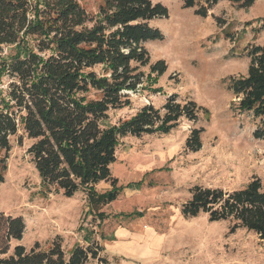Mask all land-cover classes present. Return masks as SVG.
I'll return each mask as SVG.
<instances>
[{
  "label": "rangeland",
  "instance_id": "rangeland-1",
  "mask_svg": "<svg viewBox=\"0 0 264 264\" xmlns=\"http://www.w3.org/2000/svg\"><path fill=\"white\" fill-rule=\"evenodd\" d=\"M77 1L91 14L100 3ZM152 1L166 6L168 17L152 20L163 38L145 47L150 64L163 60L166 71L157 76L149 65L143 67V83L126 92L130 105L110 110L105 125L117 124L143 105L160 108L172 93L201 107L197 120L182 118L166 135L120 139L110 169L122 191L101 208L108 215L101 222L84 191L66 197L41 183L27 153L32 140L19 127L10 138L0 184V210L20 216L25 225L11 249L15 244L29 249L37 242L45 250L56 241L66 253L78 244L104 259L84 264H264V240L257 234L244 228L231 233L230 222L209 221L203 212L194 217L180 213L194 185L231 191L255 177L264 183V139L253 137L256 124L249 115L231 108L229 90V77L246 74L247 46L264 43V0L250 7L221 1L207 17L183 8L181 0ZM16 51L15 45L0 46V96L8 84L2 62ZM200 127L202 146L190 152L185 139ZM109 188V182L96 186L98 191ZM132 211L142 215L123 216Z\"/></svg>",
  "mask_w": 264,
  "mask_h": 264
},
{
  "label": "trees",
  "instance_id": "trees-1",
  "mask_svg": "<svg viewBox=\"0 0 264 264\" xmlns=\"http://www.w3.org/2000/svg\"><path fill=\"white\" fill-rule=\"evenodd\" d=\"M183 8L207 17L221 1L250 7L254 0H181ZM168 9L152 0H100L94 14L77 0H0V46L19 47L2 62L8 78L0 96V184L10 151V138L21 127L32 143L27 149L41 183L61 190L66 197L86 193L89 209L101 222V208L113 202L122 187L112 177L110 165L125 136L171 132L180 119L195 122L193 100L172 93L160 108L143 105L117 124L105 125L109 111L130 105L127 91L143 83L142 68L149 65L157 76L166 71L158 60L150 64L145 45L162 39L152 25L167 18ZM216 22L221 24L219 18ZM264 21V19H263ZM245 75L229 77L231 108L249 115L256 124L253 137L264 139V43L246 48ZM206 112V111H205ZM203 128H192L184 146L200 150ZM109 182L110 188L96 186ZM207 214L209 221H228L230 232L244 228L264 240V183L252 178L231 191L194 185L180 208L186 217ZM132 211L123 216H141ZM25 225L20 216L0 210V264H84L100 259L92 247L74 245L66 253L59 242L42 250L36 242L26 249L20 241Z\"/></svg>",
  "mask_w": 264,
  "mask_h": 264
}]
</instances>
